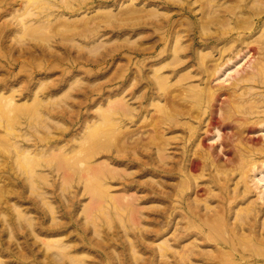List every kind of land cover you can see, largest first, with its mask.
I'll list each match as a JSON object with an SVG mask.
<instances>
[{
  "label": "rangeland",
  "instance_id": "1",
  "mask_svg": "<svg viewBox=\"0 0 264 264\" xmlns=\"http://www.w3.org/2000/svg\"><path fill=\"white\" fill-rule=\"evenodd\" d=\"M246 2L255 14L263 7ZM223 3L206 0L203 23L200 0H0V264H189L190 250L199 257L212 248L170 214L179 184L167 154L180 137L164 148L150 138L145 118L167 113L155 102H166L163 88L181 72L190 68L196 83L207 84L198 70L207 59L215 63L224 45L215 37L232 23L217 18ZM240 3L226 0L222 9L229 15ZM253 57L242 50L209 84L221 91L252 70ZM155 69L170 77L163 86ZM228 123L204 135L225 163ZM124 125L130 131L122 138ZM262 125L245 133L255 147L264 144ZM165 130L164 138L183 134ZM173 160L180 165L179 155ZM261 168L250 183L264 200Z\"/></svg>",
  "mask_w": 264,
  "mask_h": 264
},
{
  "label": "bare ground",
  "instance_id": "2",
  "mask_svg": "<svg viewBox=\"0 0 264 264\" xmlns=\"http://www.w3.org/2000/svg\"><path fill=\"white\" fill-rule=\"evenodd\" d=\"M238 1L242 2L239 4L238 9L233 10L228 15L225 13L227 9L225 7L222 9L224 3V6H226V0H222L224 3L221 4L222 7L220 6V9L224 11H220L219 9V11H217L218 16L215 13L217 18L219 17L227 21L232 19V23H229L230 26L226 28V30L222 28L221 30L223 31L218 33L215 37V40L218 39L219 43H224L221 48L217 45V48H219L218 53H220L218 58L212 56L215 63L210 64V61L206 58L209 64L205 63V68L198 70L200 75H202L203 72L207 73V78H205L207 84H204L205 86L198 84V82H200L197 80V78L199 79V75L196 78L198 81L196 83V80H193L195 74L191 72L190 68L187 69L190 71L181 72L177 79H174L175 81L171 80L173 82H168V79H170V77L168 78V74L165 75L160 73L159 70L161 67H159L160 69H155V71L158 70L160 73L157 78L162 81V86L164 85L163 80L168 78L166 79L168 80V84L164 87L165 90L163 88V92H165L164 100L166 102L164 104H160V101H158L159 103L155 102L159 107L164 106L163 108H165L167 113H163V109V115L162 113H155L156 109L154 113L151 114L152 111L150 112L151 115L149 120L145 118L146 130H149V133H151L150 138L154 141L159 139L160 144L164 148L167 144L169 145L172 143L176 136L180 137L179 141L176 140L177 142H173L174 145L171 144L174 149L172 148L173 150L170 154H167L171 162V167L169 169L170 177L172 176L174 178L176 177L175 174H177V183L179 184L178 191H176L177 198L175 197L177 199V204H172L173 208L171 207L170 214L174 216V218H182L192 224L185 227L188 230L187 232L195 231L194 233L201 236L210 247L212 246V248L208 250L201 249V253L198 254L199 257L192 256L193 252L190 250V252H188L189 254L187 253L188 255L186 256V261L189 264H195V262H197L195 261L196 259L198 262L199 260H204L212 264H264V205H262L260 201L263 199H260L261 192H259L262 190L264 191V189L261 188V190H259L260 188L256 186V190H259L257 192L260 194L254 195V193L252 194L253 189L250 183L252 182L251 177L253 176L252 174H254L253 172H255L256 169L258 170L259 167L264 166V156L262 158V155L261 157L260 155H256V153H259L258 150L264 153V144L262 145L260 143L262 146L255 144L258 146L255 147L253 145L254 143H249L251 140L248 141L250 136L248 138L245 137L246 134L248 136V132L246 131L256 129L258 126H261V124L264 125V0H258L263 7L256 14L249 8V3L251 4V2H246L247 0ZM200 2L202 4L199 6L201 14L199 18L205 23L206 20L204 18L208 16V9L205 7L206 0H200ZM192 10L193 8L191 11ZM229 16H231V18L227 19L226 17ZM226 24L228 25V23ZM174 31L177 35L179 34L178 29ZM257 32L259 33L257 34ZM226 34H229L228 37L225 36ZM244 49H247V51L251 52L252 56H254L252 62L249 63L252 70L248 71V69L246 73L239 72L240 74L238 76L235 75V77L233 76V80L228 84L225 83L226 85L223 86L218 85L221 91L217 88H213L212 86H214V84L211 86L209 83L216 78L217 71H220L221 68L224 67L225 64H228L235 56L241 54ZM207 52L208 50L206 53ZM209 52L211 53L210 50ZM175 54H177V52ZM202 57H204V54ZM208 57H210L209 54ZM186 58L187 56L184 59ZM181 60L182 59H180V61ZM186 60L189 59L187 58ZM200 60L203 64L202 59ZM172 62L174 61L172 60ZM172 62L170 63L171 65L178 63V61ZM184 62L185 61L182 60L180 64H178L182 66ZM161 63L163 62L161 61ZM199 65L201 64L199 63ZM165 66L166 64L164 67ZM176 67L178 66L174 67L178 71L183 69L182 67L178 69ZM193 69L195 68L193 67ZM161 71L163 72V69ZM166 71L168 72L167 68ZM164 82L166 83V81ZM221 93L224 94V98L220 105V114H217L214 103H216L215 99L218 98L217 96ZM125 101H127V99H125ZM9 104L11 105V103ZM243 106L246 107V109H244L245 111L241 109L239 112L238 109L243 108ZM160 109L158 108V111H161ZM142 112L143 109L141 110V113ZM141 113H138L137 117L140 116L139 114ZM223 121H228L231 127V131L229 132L230 135L227 133V137H224L226 134L222 136V144L228 146L227 151L231 154L229 159H227L229 161L226 163L219 159L215 150L205 147L204 143L205 133L209 134L208 131L212 130V128L214 129V127L216 128V126ZM165 127L171 132H176L178 129H181L183 134H171L170 137L167 136V138H164V134L166 133ZM185 127H187V129H184ZM140 129L143 130V127ZM128 131H130L129 127L124 125L122 128V138L127 137ZM91 140H94V138ZM251 142L254 141L252 140ZM87 143L90 144L89 142ZM83 149L85 148L83 147ZM180 150L182 151L181 153ZM85 151H83V153ZM89 151L91 152L90 149ZM177 153H180L182 157ZM177 155L180 156L181 160L179 166H177V164L175 165L174 163L176 162L173 160ZM76 159L77 158H75V160ZM83 159L84 158H82V161ZM63 164L66 165V162ZM88 164L89 163L86 165ZM94 164L95 163H93V165ZM68 165L69 164H67V166ZM73 168L74 167L71 169ZM261 169L264 171L263 168ZM67 170L70 171L69 169ZM102 170L104 171L103 168ZM101 173L104 172L101 171ZM204 175L207 176L204 178ZM252 183H254V181ZM257 185L259 186V182H257ZM263 194L264 193H262V195ZM175 198L173 197L171 201L174 202L173 200ZM212 202H217V204H213ZM236 220H240L241 224H238L239 222L237 223ZM196 223H198V225ZM54 239L56 240L57 238L55 237ZM190 243H186V246L190 245ZM47 244L49 245V243ZM191 252L192 255L190 256Z\"/></svg>",
  "mask_w": 264,
  "mask_h": 264
}]
</instances>
